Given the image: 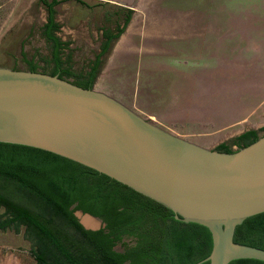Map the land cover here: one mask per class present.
I'll return each instance as SVG.
<instances>
[{
  "label": "rangeland",
  "instance_id": "rangeland-1",
  "mask_svg": "<svg viewBox=\"0 0 264 264\" xmlns=\"http://www.w3.org/2000/svg\"><path fill=\"white\" fill-rule=\"evenodd\" d=\"M50 1L0 0V66L27 70L32 61L53 71L52 43L43 35ZM53 9L56 36L67 43L61 58L77 74L89 71L100 31L126 23L93 88L163 129L216 149L242 127L228 126L229 112L255 109L261 119L264 0H57ZM6 217L0 207V220ZM93 220L90 228L101 226ZM33 249L24 226L0 229V264H36Z\"/></svg>",
  "mask_w": 264,
  "mask_h": 264
},
{
  "label": "water",
  "instance_id": "water-1",
  "mask_svg": "<svg viewBox=\"0 0 264 264\" xmlns=\"http://www.w3.org/2000/svg\"><path fill=\"white\" fill-rule=\"evenodd\" d=\"M0 142L70 159L205 226L211 250L194 264L264 262L263 248L234 241L238 225L264 212V134L232 152L203 147L93 86L0 66Z\"/></svg>",
  "mask_w": 264,
  "mask_h": 264
},
{
  "label": "trees",
  "instance_id": "trees-1",
  "mask_svg": "<svg viewBox=\"0 0 264 264\" xmlns=\"http://www.w3.org/2000/svg\"><path fill=\"white\" fill-rule=\"evenodd\" d=\"M56 3H46L49 14L43 33L52 43V75L75 77L77 85L92 87L96 65L77 74L61 58L62 42L54 34ZM125 26L112 38H118ZM29 64L35 71L36 65ZM259 137L257 130H248L219 143L216 150L232 152L237 150L233 146L239 149ZM0 207L7 216L0 220V229L24 226L37 264H194L206 258L212 246L205 226L175 219L170 209L91 168L25 145L0 142ZM76 210L101 219L104 226L85 228ZM234 241L264 249V212L238 225ZM229 264L264 262L237 259Z\"/></svg>",
  "mask_w": 264,
  "mask_h": 264
},
{
  "label": "crops",
  "instance_id": "crops-1",
  "mask_svg": "<svg viewBox=\"0 0 264 264\" xmlns=\"http://www.w3.org/2000/svg\"><path fill=\"white\" fill-rule=\"evenodd\" d=\"M264 100V99H263ZM263 100L261 101V119L259 121H256L255 118H253V116L255 115V112L257 113V110L254 109L253 112H248L246 114H237V113H233V112H229L226 116H224V119H229L230 123H229V127H232L233 125H236L238 123H241L242 127L238 128L237 132L234 134V137L240 135L241 133L248 131V130H257L259 131L261 129L264 128V104H263ZM149 118V117H146ZM151 119V118H149ZM216 119H222L220 118H216ZM232 137V138H234ZM224 142V141H223Z\"/></svg>",
  "mask_w": 264,
  "mask_h": 264
},
{
  "label": "flooded vegetation",
  "instance_id": "flooded-vegetation-1",
  "mask_svg": "<svg viewBox=\"0 0 264 264\" xmlns=\"http://www.w3.org/2000/svg\"><path fill=\"white\" fill-rule=\"evenodd\" d=\"M120 27V25H119ZM56 31H54V34L56 35ZM116 32H113L112 29H106L104 28L103 30L100 31V43H99V50L97 52V55L94 57V59H92V61L90 62L89 64V71L87 72H84V73H88L91 71V69L96 65L97 67H100V65L102 64L103 62V57L108 53V51L110 50L111 48V45H112V42H113V38L112 36L115 34ZM58 37V36H57ZM59 38V37H58ZM60 39V38H59ZM62 42V46L63 48L67 45V43H64L63 41ZM62 48V50H63ZM27 70H31V67H28ZM35 71H38L37 68H35ZM42 72V71H41ZM45 73H49V74H53V71L52 70H45L44 71ZM56 75H59V73H55ZM63 78L73 82V83H76V84H79L76 80L74 79H71V78H68L64 75H61ZM263 132V131H261ZM33 255V254H32ZM35 262H36V259L35 257L33 256ZM37 264V262H36Z\"/></svg>",
  "mask_w": 264,
  "mask_h": 264
},
{
  "label": "bare ground",
  "instance_id": "bare-ground-1",
  "mask_svg": "<svg viewBox=\"0 0 264 264\" xmlns=\"http://www.w3.org/2000/svg\"><path fill=\"white\" fill-rule=\"evenodd\" d=\"M89 217V216H88ZM87 216L83 215L81 217V222L86 226H94L96 224V220H93L91 218H88Z\"/></svg>",
  "mask_w": 264,
  "mask_h": 264
}]
</instances>
